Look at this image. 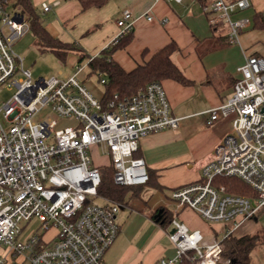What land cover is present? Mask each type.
Returning <instances> with one entry per match:
<instances>
[{"label": "built area", "instance_id": "2783aa9c", "mask_svg": "<svg viewBox=\"0 0 264 264\" xmlns=\"http://www.w3.org/2000/svg\"><path fill=\"white\" fill-rule=\"evenodd\" d=\"M249 8V0H210L201 6L211 25L228 28V44H237L250 26L249 19L234 17ZM49 9L42 4L44 12ZM144 17L153 20L148 12ZM134 22L131 12L123 10L116 20L118 31L103 50L132 32ZM29 30L28 15L13 0H0V88L13 89L0 104V264H103L119 233L115 218L122 204L98 193L105 166L94 164L91 151L103 150L115 184L144 186L149 180L146 164L135 156L140 139L176 129L178 119L157 82L104 107L78 82L77 72L32 79L13 51ZM237 73L232 96L210 109L206 122L233 114L231 131L215 146L199 180L171 192L176 209L186 207L206 222L232 223V228L220 240L206 241L174 216L168 238L176 254L158 264L183 259L219 264L222 239L264 215V57H247ZM99 81L105 82L102 77ZM45 110L76 125L55 130V120L34 121ZM220 176L241 180L255 197L228 193L214 184ZM32 222L37 228L27 232ZM51 229L54 234L45 239Z\"/></svg>", "mask_w": 264, "mask_h": 264}, {"label": "crops", "instance_id": "0c3cea01", "mask_svg": "<svg viewBox=\"0 0 264 264\" xmlns=\"http://www.w3.org/2000/svg\"><path fill=\"white\" fill-rule=\"evenodd\" d=\"M36 1L31 0L34 6ZM47 1H42L41 9L42 4L50 9L39 11L40 15H51L54 10L58 15L54 21L52 18L43 22L47 31L62 42L75 44L85 55V49L92 50L98 44L105 47L110 42L118 31L116 20L123 10H129L135 18L131 38L112 52L110 58L128 72L174 42L178 51L171 56L172 61L190 81L187 85L170 79L161 82L178 124L176 129L162 130L140 139L136 154L146 164L149 182L129 188L120 202L122 206L115 218L119 233L105 253L103 264H158L162 259L173 258L176 250L168 238L172 226L165 223L166 212L188 229L199 230L206 241L215 239L217 233L207 231L195 212L186 207L176 209L171 192L199 180L202 167L211 159L215 146L231 131L233 114L220 115L208 125V111L232 96L233 85L239 78L237 68L247 57H264V30L253 27L254 14L264 17V0H249L250 8L234 16L250 21L237 44H225L228 28L211 25L197 0L180 3L109 0L101 8L87 11H82L76 0ZM146 12L153 17L152 21L144 17ZM62 24L73 41L62 40L49 29L52 25L57 29ZM249 230L245 222L233 235L243 236L249 234ZM258 247L264 249V246ZM256 248L251 253L250 264H264V256ZM253 252L257 253L254 258Z\"/></svg>", "mask_w": 264, "mask_h": 264}, {"label": "trees", "instance_id": "16d2710c", "mask_svg": "<svg viewBox=\"0 0 264 264\" xmlns=\"http://www.w3.org/2000/svg\"><path fill=\"white\" fill-rule=\"evenodd\" d=\"M79 2L81 10L87 11L91 8H101L109 0H76ZM201 6L206 5L209 0H197ZM15 6H19L29 17L30 30L36 37L40 46V51L53 53L59 60L65 61L70 52L78 53V62L87 57L73 43L62 42L53 37L43 25L40 14L37 13L31 0H13ZM253 27L264 30V17L260 13L253 16ZM132 32L122 37L120 42L109 50H102L100 55L89 59L87 65L93 73L105 80L103 84V94L100 98L102 105L116 99L123 100L130 98L140 89L150 83H160L163 80H173L182 85L190 83L180 69L172 61L171 56L178 51V46L174 42L162 47L151 58L141 65L136 66L131 71H125L119 64L114 62L110 55L118 48H122L131 38ZM225 44H228L225 40ZM137 157V154L135 153ZM101 184L98 193L102 196L122 202L128 186L117 185L113 182V169L111 167H102ZM149 176V175H148ZM245 184L235 177H217L215 185H223L228 193L242 195L245 197H255V191L249 186L245 189L237 181ZM149 182V180H148ZM165 223L172 220L171 215L164 213ZM221 258L229 261L228 264H250L251 253L258 246H264V234H246L243 236L229 235L221 241ZM179 264H190L183 259Z\"/></svg>", "mask_w": 264, "mask_h": 264}, {"label": "rangeland", "instance_id": "374dc122", "mask_svg": "<svg viewBox=\"0 0 264 264\" xmlns=\"http://www.w3.org/2000/svg\"><path fill=\"white\" fill-rule=\"evenodd\" d=\"M42 1L48 3L47 0H37L35 2V8L37 13H39V11L40 12L42 11L41 9ZM40 17L43 20V22L47 23L46 21L52 18L54 21V19L58 18V15L54 10L51 13V15L46 14L44 16V14H42L40 15ZM53 25L49 28L53 35L57 37H61L62 40L65 41H73V39H71L68 36V34L65 33L63 24L62 26H59V28L57 29ZM89 34L90 33L84 34V36L78 38L76 42L77 43L80 42L85 36ZM102 49H104V47H100L99 44L95 46V48L92 50L85 49L87 57H84V59H82L80 62H78L77 59L78 58L77 52L70 53L68 57H66L65 61H61L53 53L47 51L46 52L40 51V46L31 30H29L25 36L20 38L13 45V51L16 53V55L22 58L23 66L25 69H28L31 72L32 79L35 80L41 77H49V76H57L59 78H64V77L72 76L74 73L77 72L76 78L78 82L81 85H83L87 90H89L91 94L96 98H100L104 89L103 85L99 81L101 76H98V73H93L91 69L88 67L87 63L89 59L97 55ZM79 68L80 70L78 71ZM12 94H13V89H9L7 87L0 88V104L6 101L9 97H11ZM38 120H44V121L55 120L56 121L55 130H61L65 127H73L76 125V122L73 119L56 118L52 113L46 110L34 117V121H38ZM90 155L95 165L107 166L108 158L102 150L93 149ZM237 182L245 189H247L245 184L239 181ZM200 220L205 225L207 231H209L211 234L217 233V235L215 236L216 240H220L222 234L225 233L226 230L232 228V223H210L202 220L201 218ZM246 223H248V227L250 229L248 232L249 234H254L256 233V231L264 232V215H260L257 221H247ZM23 226H25V223H21V227ZM33 228L34 229L37 228V224L35 222H32V224L28 227L27 232H30V230H32ZM38 232L41 231L38 230ZM54 232H55L54 229L48 231L45 236V239L50 238L54 234ZM256 250H258V252H261L262 256H264V249L260 250V248L257 247ZM256 254H257L256 252H253L252 254L253 258L256 256ZM185 260L190 264H196L192 260L189 259H185ZM223 262H225V260L221 258V262L219 264H225Z\"/></svg>", "mask_w": 264, "mask_h": 264}]
</instances>
